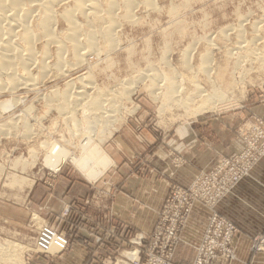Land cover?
Returning a JSON list of instances; mask_svg holds the SVG:
<instances>
[{
	"label": "rangeland",
	"instance_id": "1",
	"mask_svg": "<svg viewBox=\"0 0 264 264\" xmlns=\"http://www.w3.org/2000/svg\"><path fill=\"white\" fill-rule=\"evenodd\" d=\"M149 9L141 5L137 11L138 22L123 24L122 31L116 33L119 47L115 51L108 55L101 52L103 54L99 57L90 54L86 57V64L73 70L71 67L65 68V75L63 71L54 70L37 87L38 90L18 91L14 95L4 93L0 99L1 105L14 98H22L20 104L0 117L1 124L8 122V117L13 118L14 115H23V118L32 120L29 132L22 129H13L15 132L11 129L8 131L9 135L6 131L0 132V202L16 205L26 203L37 183L41 184L50 176L65 173L74 180L87 181L73 164L72 154L78 157L83 154L81 146L89 140L88 137L92 145L102 150L110 161L109 168L99 180H107L108 175L111 179L114 178L109 192L99 189L100 194L86 199L82 204L77 202L74 207H67L60 216L50 220L51 222L43 221L37 215L26 218L14 214L19 220L26 222V226L22 227L23 234L15 229H2H9V225L4 219H0V243L10 244L16 251L8 253L0 250V264H27V260L31 258L28 264H40L45 260L44 257L50 260L63 255L64 253L57 254L59 251L54 248L48 252L49 255L41 254L37 242L41 230L47 226H53L64 233L70 246L77 227L93 228L91 232L98 229L100 242L103 239L117 241L109 264H120L125 257L131 259L134 254L131 252H143L147 249V242L141 247L135 243L138 241L136 237L143 235L148 238L153 234L158 218L166 216L165 206L174 188L189 189L198 177L212 173L222 160L233 157L242 148L241 144L245 140L256 138L257 129L264 131V0H158L156 8H153L155 11L151 9L148 12ZM208 40H212V43ZM244 41H247L246 45ZM101 42L98 44L102 48ZM242 42L246 48L249 47V51L246 50L243 56L237 58L233 54L238 52V43L244 46ZM213 43L215 47L212 46ZM207 54L212 61L209 62L210 65L202 66L200 57H206ZM54 62L51 59V63ZM204 67L207 68L210 78L206 76ZM150 70L167 78L181 74L177 85L182 91L177 92L180 93L177 95L182 99L192 93L196 85L209 93L214 85L217 88L214 99L216 107L200 114L196 111L199 104H195L199 100L188 108H185V104L179 106V103L171 102V99L163 96L164 86L161 87L162 91L152 94L150 80L142 79L143 74L146 75V71ZM86 77L92 79L101 94L111 93L108 96L111 100L107 101L105 98L104 102L108 106L104 107L108 108L109 114L112 113L108 118L101 119L100 113L99 116L96 114L98 118L94 114L90 115L85 107H78L80 111L73 114L64 112L65 115L48 107V96L50 95L49 100L54 97L52 91L63 94L67 85L74 84L70 92L74 98ZM161 83L166 86L164 82L158 81L156 84L160 86ZM128 86L132 90L125 88ZM112 91H116V95ZM59 103L65 104L62 100ZM54 145L61 146L65 154L61 150H55L50 155V148ZM263 160L264 156L252 168L250 175L241 180L216 207L196 202L195 209L185 217L187 221L184 229H181L180 243L185 237L183 233L188 224L195 218L197 206L201 205L209 210V217L216 212L238 227L234 242L241 234H252L249 243L251 250L254 237L264 233V217L261 219L259 215L251 214L243 205H250L251 202L235 201L233 195L240 184L249 180L254 169ZM134 176L147 181L156 176L161 181L164 203L156 213L149 210L145 213L142 210L118 213L106 208L110 203L116 204L118 195L122 194V187L125 186L131 194L134 192L133 183L135 186L139 185ZM142 197H136V200L141 204L146 202L149 206L148 196ZM120 198L124 199L123 196ZM124 201H119L118 205L124 207ZM97 204L101 209L96 214L85 209V205L94 207ZM95 209L97 210L96 207ZM3 214V217L6 216ZM198 216L202 221H207L205 232L209 218ZM30 221L37 228L31 235L27 231V228L30 229ZM260 222L263 226L256 230ZM9 224L17 228L12 223ZM123 243L127 245L123 247ZM198 246L195 248V258ZM240 251L236 247V259L223 264L237 263L243 253ZM88 252L96 255L91 250ZM184 253L190 254L188 249ZM250 253L264 255L263 252L254 253L252 250ZM97 259L96 262L105 264V259L100 256Z\"/></svg>",
	"mask_w": 264,
	"mask_h": 264
},
{
	"label": "bare ground",
	"instance_id": "2",
	"mask_svg": "<svg viewBox=\"0 0 264 264\" xmlns=\"http://www.w3.org/2000/svg\"><path fill=\"white\" fill-rule=\"evenodd\" d=\"M157 1L158 0H0V99L4 93L14 95L18 91L38 90L37 87L42 85L47 79V75L54 70L58 69L59 71H63L64 74V71L66 72L67 70H65V68L67 67H71L72 70L73 68L75 69V67L78 68V66L80 67L86 64V57L90 54H96L97 57H99L103 54L101 52L108 55L109 52L115 51L116 48L119 47L116 43V33L122 31V28H124L123 24H136L139 19L137 18V11L140 6L144 5L147 9H153L156 8ZM151 9L147 11L149 12ZM254 26L255 25H253V27ZM227 35L229 36V33ZM208 41L206 43L211 45ZM99 42L102 43L103 50H101L102 48L98 44ZM244 42L246 45L247 41ZM210 43H212V40ZM239 43L238 46L240 47L236 49L238 52H233V55L237 58L241 55L243 56L249 48H246L243 42L241 44L244 46L239 45ZM214 44L215 43H213L212 46ZM209 54H211V52ZM202 56L200 57L202 58V66L207 64L210 65L209 62L212 61L210 55L209 57L208 54L206 57ZM51 59L55 61L54 64L51 63ZM238 61H240V58ZM238 64L240 65L239 62ZM206 67L204 68L207 72L206 76H208ZM205 69L203 70L205 71ZM210 69L211 67H209L208 70ZM34 73L36 74L34 75ZM146 73V75L143 74L144 77L142 79L145 78L150 80L152 94H155L157 91L159 93L162 89L161 87L164 86L165 93L163 96L171 99V102L175 101L179 103V106L185 104V108H188L193 106L192 104L195 103L196 100H199L195 103L196 105L199 104V107L196 105L194 106H196V111L200 114L216 107V101L214 99L217 95V88L215 89L214 85L211 86V89H213H210L211 93L196 85L194 91L192 90V93L188 94L187 97L185 96V99H182L181 96L177 95H180V93L177 92L182 91L179 90L182 88L177 85V80L178 78L181 79V74L173 78H167L165 75L160 76L157 71L154 72L153 70L146 71ZM158 81L164 82L166 86L164 84L162 85V83L159 86L156 84ZM80 85L81 90H79L77 96L74 95V98L70 95L71 90L74 88V84L67 85L66 91L63 94L56 90L52 91L54 97L50 98V100L49 94H47L49 95L48 99L44 96V99L48 100V107L52 111L54 108L55 110L57 109L59 114H64V112H68L69 114H73L74 112L77 113L79 110L78 107H85L90 115L100 113L102 115H100V118H108L112 113L109 114L110 111L108 108H105L107 104L105 106L104 102H106V99H108L111 93L101 94L98 87L92 83V79L88 77L84 78ZM125 88L132 90L131 86ZM112 94L116 95V91H112ZM60 100L65 102V104L59 103ZM110 100L111 99H108L107 101ZM54 101L58 102V104H54ZM21 102L22 98H14L10 101L1 103L0 117H3L6 111L17 106V104ZM199 102H201V105ZM193 109H195V107H193ZM82 110L84 109H81V111ZM98 116L96 115L97 118ZM8 119V122L5 121L2 124L0 123V132L6 131L7 134L11 129L15 131L22 129L29 132L32 127V120L26 117L23 118V115H18L17 117L14 115L13 118L8 117ZM7 135H9V132ZM87 140L88 141L81 146L83 154L79 157L72 154V162L88 182L94 183L104 176L103 173L109 168L110 161L102 150L92 145L89 137ZM55 150H61V152L65 154V151L63 152L64 149L57 145L50 148L49 154L53 155ZM245 150L246 145L244 141L242 148L234 154L243 157ZM225 168L226 167L223 169ZM45 228L47 227H44L41 232ZM37 244L39 247V238ZM52 248L59 251V247L53 244L47 253ZM39 249L42 251L40 247ZM0 250L8 253L16 252L15 249L7 243H0ZM134 257L135 254L132 255V258Z\"/></svg>",
	"mask_w": 264,
	"mask_h": 264
},
{
	"label": "crops",
	"instance_id": "3",
	"mask_svg": "<svg viewBox=\"0 0 264 264\" xmlns=\"http://www.w3.org/2000/svg\"><path fill=\"white\" fill-rule=\"evenodd\" d=\"M240 149L241 148H239V150ZM134 178L137 177L134 176ZM112 180H114V178L111 179V177L108 175L107 180H105L104 178L97 182L91 183L84 180H74L71 176H68L65 173L45 178L41 184L37 183V185L33 188V191L27 199L26 203L16 205L14 203L0 202V219H4V222L9 225V229L3 227L2 229H15L18 233L23 234L24 229L22 227L26 226L24 224L26 222H24L22 219L19 220V215H22L26 218H32V216L37 215L42 218L43 221L51 222L50 220L60 216L63 213L64 209H66L67 207H74L75 203L77 202L82 204L86 199L100 194L98 193L99 189L102 188L106 193L109 192ZM137 180L139 182V185L135 186L133 183L132 189L134 190V192L132 191V194L130 190H126L124 188L125 186L122 187L120 193H122L121 196H123L124 199L120 198L121 196L118 195L115 201L116 204L112 205L110 203L109 205H106V208L113 209L118 213L123 211L134 212V210H137L138 212H141L142 210L143 213L149 210L150 212L156 213L158 209L162 208L164 201L162 202L163 195L161 192V181H159L156 176H154V179H151L150 181L140 178H137L136 181ZM127 182H129V180ZM149 182H152V184H149ZM146 196H148V201H150L149 206L146 202H144V204H141V202L136 200V197L146 198ZM233 196L235 198V201L237 199L241 202H251L250 205H248L247 203L243 205L248 211L251 212V214L259 215L260 218L263 219L264 160L254 169L249 180L245 181L244 183L240 184L239 187H237ZM119 201L126 202L125 206L120 207L118 205ZM225 201H227V199ZM92 202L94 203V201ZM95 207L97 208V210L95 209ZM85 209H89L92 213L96 214V211L101 209V207L98 206V204L94 207H87L85 205ZM208 212L209 210H207L203 206H197L196 212L194 213L195 218H193V220L188 224L187 229L183 233L185 237L176 250L173 264H192V261L194 262L196 254L195 248L200 244L205 226L207 224V221H202L200 219V216L198 215H201L203 218L208 219ZM3 213H5L6 216L3 217L1 215ZM10 214L13 216H11ZM252 218H254V216H252ZM6 220L9 223H12V225L17 226V228H13ZM243 221L245 222L246 219H243ZM260 223L261 224L258 225L257 228L255 227L256 230L263 226V223ZM28 225L30 229L27 228V231H29V235H31V232H35L37 228L35 229L32 226L31 221ZM76 230L77 231L75 232V238L73 239V243L71 244L69 251H67L63 255L56 256L55 259L47 260L44 257L45 260H42L40 264H47V262H51L52 264H100L99 262H96L99 256L105 259V264H109L110 257L115 246L117 245V241H106L105 239H103L102 242H100L98 238L100 232L98 231V229L94 230V232H91L90 230H93V228L77 227ZM88 231L91 234H89ZM186 231L188 233H186ZM248 234L249 233H247L246 235L241 234L235 241L237 249L239 248L241 250L240 253L243 252L240 254L241 257H239V260L235 264H264V255H253L250 253L251 250L249 248V243L251 241L252 234L250 236ZM126 245L127 243H123V247H125ZM187 249L189 250L190 254L185 255L184 252ZM89 250H91L92 253L96 254L98 257L95 258L96 255H90V253L88 252ZM31 259L27 260L28 263L31 261ZM35 264H37V262Z\"/></svg>",
	"mask_w": 264,
	"mask_h": 264
},
{
	"label": "built area",
	"instance_id": "4",
	"mask_svg": "<svg viewBox=\"0 0 264 264\" xmlns=\"http://www.w3.org/2000/svg\"><path fill=\"white\" fill-rule=\"evenodd\" d=\"M256 134L253 140H245L243 157L234 154L222 160L212 173L198 177L187 190L174 188L165 206L166 216L158 218L153 234L148 238L143 235L136 237L138 241L135 243L141 247L147 242V249L131 252L135 257H125L120 264H173L181 242V229H184L187 221L185 217L195 209L194 204L203 202L209 207H216L241 180L250 175L252 168L264 156V131L257 129ZM237 232L238 227L233 222L216 212L212 213L203 239L197 247L194 264H223L236 259L234 239ZM53 244L59 247L57 254L65 253L70 247V241L64 233L53 226H47L39 237V247L43 251L41 254L49 255L47 251ZM251 250L264 253V233L254 237Z\"/></svg>",
	"mask_w": 264,
	"mask_h": 264
}]
</instances>
